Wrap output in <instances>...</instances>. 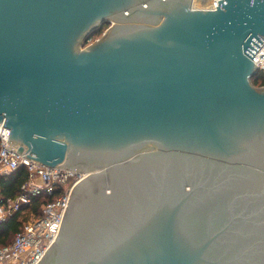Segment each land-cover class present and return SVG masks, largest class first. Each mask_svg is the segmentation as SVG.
Masks as SVG:
<instances>
[{"label": "water", "instance_id": "water-1", "mask_svg": "<svg viewBox=\"0 0 264 264\" xmlns=\"http://www.w3.org/2000/svg\"><path fill=\"white\" fill-rule=\"evenodd\" d=\"M192 1L0 0L7 142L89 171L36 264H264V0Z\"/></svg>", "mask_w": 264, "mask_h": 264}, {"label": "built area", "instance_id": "built-area-1", "mask_svg": "<svg viewBox=\"0 0 264 264\" xmlns=\"http://www.w3.org/2000/svg\"><path fill=\"white\" fill-rule=\"evenodd\" d=\"M217 5L218 0H210L203 9H215ZM252 61L256 68L254 76H264V42L252 55ZM2 124L0 178L22 167L26 168L28 176L15 196L4 197L0 194V223L18 212L25 218L12 242L0 246V264H36L55 240L71 189L89 171L48 166L25 157L17 152V146L7 142L10 129ZM38 195L46 197L40 204V212L27 215V206L32 203V197ZM22 211H25L24 215H21Z\"/></svg>", "mask_w": 264, "mask_h": 264}, {"label": "trees", "instance_id": "trees-1", "mask_svg": "<svg viewBox=\"0 0 264 264\" xmlns=\"http://www.w3.org/2000/svg\"><path fill=\"white\" fill-rule=\"evenodd\" d=\"M106 26L102 25L97 30L93 31L92 38H97L102 34ZM252 82L256 86H264V76L255 75L252 78ZM28 173L26 168L22 167L9 176L0 178V194L4 197H12L19 193L20 185L27 179ZM46 197L44 195H38L32 197V203L27 206V215L32 213L37 215L41 209V202L45 201ZM22 221L20 220V212L8 217L3 222L0 223V246L9 244L12 242L14 234L20 229Z\"/></svg>", "mask_w": 264, "mask_h": 264}, {"label": "flooded vegetation", "instance_id": "flooded-vegetation-1", "mask_svg": "<svg viewBox=\"0 0 264 264\" xmlns=\"http://www.w3.org/2000/svg\"><path fill=\"white\" fill-rule=\"evenodd\" d=\"M138 1V0H137ZM139 2H137L135 5L130 7V11L126 14L127 16H129L133 21L139 20V21H143V20H153L155 19V16L153 15V10L156 8V3L155 0H148V5H146V10H141L139 7ZM171 5V1L167 4V6H165V8H168ZM115 13V12H114ZM115 14H120L118 12H116ZM102 25H105L102 24ZM101 25V26H102ZM122 24H117L113 21H109L106 23V26L104 28V31H111V29L116 28L118 26H120ZM102 32V34H103ZM101 34V35H102ZM99 35L97 38H92L91 34L90 36L86 37V39L84 40L83 44H86L85 41H89V40H93L94 42L98 40V38H100Z\"/></svg>", "mask_w": 264, "mask_h": 264}, {"label": "bare ground", "instance_id": "bare-ground-1", "mask_svg": "<svg viewBox=\"0 0 264 264\" xmlns=\"http://www.w3.org/2000/svg\"><path fill=\"white\" fill-rule=\"evenodd\" d=\"M210 0H200V1H196L194 0L193 2V7L194 8H205L207 2H209Z\"/></svg>", "mask_w": 264, "mask_h": 264}, {"label": "rangeland", "instance_id": "rangeland-1", "mask_svg": "<svg viewBox=\"0 0 264 264\" xmlns=\"http://www.w3.org/2000/svg\"><path fill=\"white\" fill-rule=\"evenodd\" d=\"M199 1H200V0H199ZM93 42H94L93 40H89V41H87V42L85 41L86 44H81V43H80V44H79V49H84V48H86L87 46H89L90 44H93ZM24 212H25V211H22V212H21V215H24ZM20 217H21V216H20ZM20 220H22V222H23V221H25V218L22 216Z\"/></svg>", "mask_w": 264, "mask_h": 264}]
</instances>
